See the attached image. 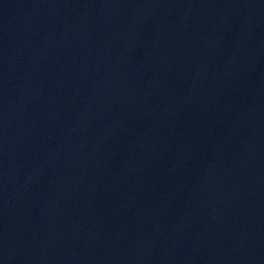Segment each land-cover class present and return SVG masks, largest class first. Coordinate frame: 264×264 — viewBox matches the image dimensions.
Here are the masks:
<instances>
[{
    "label": "water",
    "instance_id": "obj_1",
    "mask_svg": "<svg viewBox=\"0 0 264 264\" xmlns=\"http://www.w3.org/2000/svg\"><path fill=\"white\" fill-rule=\"evenodd\" d=\"M0 264H264V0H0Z\"/></svg>",
    "mask_w": 264,
    "mask_h": 264
}]
</instances>
